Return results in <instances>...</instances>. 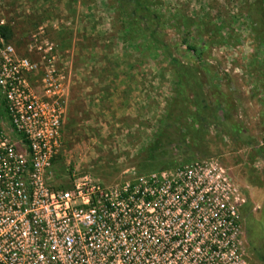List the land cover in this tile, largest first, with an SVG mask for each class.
<instances>
[{"label":"rangeland","instance_id":"obj_1","mask_svg":"<svg viewBox=\"0 0 264 264\" xmlns=\"http://www.w3.org/2000/svg\"><path fill=\"white\" fill-rule=\"evenodd\" d=\"M37 1L42 4L49 1L56 10V13L49 11L53 12L49 22L63 17L57 4L61 0ZM251 1L146 0L148 10L158 19L137 25L126 16L132 5L119 0H65L63 4L72 8L73 13L78 5L85 6L86 17L94 29L102 27L92 37L96 39L92 41L96 48L89 56L91 72L117 69L126 76L122 77L121 86L132 89L131 94L122 91L125 102L114 115L115 120L99 118L81 100L74 103L68 100L62 146L46 171V179L54 188L69 189L83 176L104 186L129 178L138 156L155 138L167 103L174 96L176 74L170 59L190 68L196 63L209 67L206 84L192 83L194 103L200 106L192 107L194 116H190V122L197 128L196 134L202 129L201 139L196 143L201 151L190 155L184 163L169 167L164 175L168 182L172 181L170 178L185 176L183 182L200 186L194 189L196 196L191 190L188 192L190 209H198V214L190 217L187 212L180 213L176 206L175 211L165 212L159 223L162 216L150 211L146 219L152 227L139 233L143 242H151L153 254L166 248L165 264H264V45L251 36L246 16ZM96 10L99 12L95 13ZM69 16L73 18L71 24L75 23L78 16ZM146 27L155 29L165 42V49L153 45L147 38ZM34 30V26L28 30L13 28L8 41L19 54H27L26 46ZM62 39L60 44L56 42L59 52L71 56L72 43ZM80 45L74 42L77 48ZM79 55L72 54L75 66L71 69L70 86L71 96L76 98L84 85L81 80L84 66L77 58ZM94 82L96 88L98 81ZM212 87L224 94L222 102ZM0 108V125L7 127L1 93ZM183 154L179 159L184 158ZM165 205L169 206L170 200ZM252 207L254 210L250 211ZM225 208L233 211L237 221L226 241L221 240L219 233ZM255 227L261 237L251 236ZM178 235L184 239H173ZM159 237L164 243H160ZM139 242L120 235L113 248H106L110 254L100 260L90 257L88 264H144Z\"/></svg>","mask_w":264,"mask_h":264},{"label":"built area","instance_id":"obj_2","mask_svg":"<svg viewBox=\"0 0 264 264\" xmlns=\"http://www.w3.org/2000/svg\"><path fill=\"white\" fill-rule=\"evenodd\" d=\"M26 49L19 54L0 32V93L8 117L7 127L0 125V264H88L90 257L110 254L106 248L120 235L143 242L139 233L151 229L150 211L162 216L159 223L176 206L197 216L188 192L196 196L200 186L183 182L185 176L168 182L166 170L162 183L134 175L104 186L83 176L69 189L52 187L46 171L62 146L71 70L44 24L32 31ZM224 211L219 233L226 241L237 221L232 210ZM140 242L144 264H165L166 248L153 254L151 242Z\"/></svg>","mask_w":264,"mask_h":264},{"label":"trees","instance_id":"obj_3","mask_svg":"<svg viewBox=\"0 0 264 264\" xmlns=\"http://www.w3.org/2000/svg\"><path fill=\"white\" fill-rule=\"evenodd\" d=\"M119 1L126 5H132V10L126 13V16L133 21V25H137L140 22H156L154 20L158 19L155 13L148 10L146 0ZM246 16L250 22L252 39L264 45V0L251 1L246 8ZM146 31H149L147 38H150L155 47L165 49L166 44L157 35L155 29L149 30L146 27ZM0 32L7 40L12 36V30L9 25L0 26ZM128 32H131V29ZM187 47L193 49L190 46ZM170 61L176 74L174 96L167 103L166 112L163 114L162 123L155 138L146 145L143 152L138 156L133 170L129 172L130 176L154 175V178L151 179L155 183L164 182L162 173L166 169L181 162L184 163L190 155L199 154V151H201L196 143L201 139L202 129L199 135L196 134L198 133L197 128L190 122V116H194L192 107L200 106L194 103L195 90L192 88V83H196L199 86L206 84L209 67L196 63L194 67L190 68L181 64L175 58L170 59ZM212 91L218 97V100L222 102L220 98L224 94L215 87H212ZM2 111L4 112V109ZM0 113L2 112L0 111ZM194 134L198 135V137L195 138ZM182 153H184L185 159H179V155H182ZM152 264H163V261L156 260Z\"/></svg>","mask_w":264,"mask_h":264},{"label":"crops","instance_id":"obj_4","mask_svg":"<svg viewBox=\"0 0 264 264\" xmlns=\"http://www.w3.org/2000/svg\"><path fill=\"white\" fill-rule=\"evenodd\" d=\"M15 1V4L12 6V2ZM49 2V1H48ZM47 1L42 4L37 0H0V25H9L10 28H21L22 30H28L33 26L35 29L37 26L44 24L46 27L47 36L54 43L57 41L60 42L63 40L66 43H72L70 48L71 56L66 57V64H68V69H72L75 63L72 54L75 52L79 58V62H82L84 66V71L81 72V80L84 85L79 93V97L71 96V86L67 96V102L74 103L78 100H81L87 108H91L95 113L99 114V118L112 119L117 118L114 115H117L120 112V107L122 101L125 102V99L121 98L122 91L129 92L132 88L128 86H121V83H124V78L126 76L123 73H120L117 69H112V71H97L96 73L91 72V61L89 59L90 54L93 53V49L96 48L94 43L96 39L92 38L98 31H101L102 27H98L96 30L89 22L87 8L82 5H78L76 11L73 13L72 8L67 5H63L65 0H61L59 4V9L62 10V16L58 21L52 20L49 22L48 17L52 18L54 8ZM89 9V8H88ZM92 11V9H89ZM102 11V9H100ZM99 11H95L97 13ZM60 14V12H59ZM75 14L78 16L75 23L71 24L73 18L69 15ZM46 17V18H45ZM46 22L43 23L42 21ZM42 22V23H39ZM39 23L38 25H36ZM48 23V24H47ZM36 25V26H35ZM71 32V34H70ZM90 41L88 44L85 42ZM107 41V40H106ZM115 41V37L112 38V42ZM74 42L81 44L78 48L74 46ZM104 39L101 42L104 43ZM115 43V42H114ZM76 59V57H75ZM85 59V60H83ZM117 59V57H115ZM84 61V62H83ZM105 65V64H103ZM104 67V66H103ZM102 67V68H103ZM114 67V64L112 65ZM98 81V86L96 88L94 85ZM131 94V92H129ZM71 97V98H70ZM69 98V99H68ZM115 118V119H114Z\"/></svg>","mask_w":264,"mask_h":264},{"label":"flooded vegetation","instance_id":"obj_5","mask_svg":"<svg viewBox=\"0 0 264 264\" xmlns=\"http://www.w3.org/2000/svg\"><path fill=\"white\" fill-rule=\"evenodd\" d=\"M253 210H254V208L252 207L250 211H253ZM257 229H258V227H255L254 230H251V236L252 237H257L258 235L260 236V231Z\"/></svg>","mask_w":264,"mask_h":264}]
</instances>
